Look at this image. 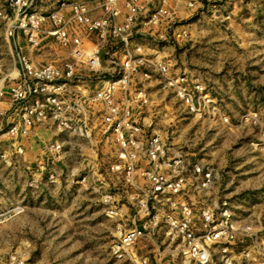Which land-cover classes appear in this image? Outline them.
Listing matches in <instances>:
<instances>
[{"label": "built area", "instance_id": "1", "mask_svg": "<svg viewBox=\"0 0 264 264\" xmlns=\"http://www.w3.org/2000/svg\"><path fill=\"white\" fill-rule=\"evenodd\" d=\"M201 2L55 0L44 12L43 0H8L9 13L2 16L9 36L21 32L37 51L54 44L66 59L36 65L16 51L18 75L0 88V103L8 105L0 108V136L12 139L22 154L19 140L38 127L52 130V139L39 140L40 169L68 162L70 151L89 147L96 135L114 146L108 171L133 191L135 206L110 249L120 264H264V226L243 218L228 199L211 202L213 169L190 162L143 123L151 103L147 82L171 93L187 115L200 117L209 103L204 86L173 73L167 57L168 48L190 39L192 19L179 17V5L196 13ZM115 214L111 207L109 215ZM146 237L167 247L169 257L158 255L154 262L137 256L133 249ZM0 264L26 263L0 256Z\"/></svg>", "mask_w": 264, "mask_h": 264}, {"label": "rangeland", "instance_id": "2", "mask_svg": "<svg viewBox=\"0 0 264 264\" xmlns=\"http://www.w3.org/2000/svg\"><path fill=\"white\" fill-rule=\"evenodd\" d=\"M256 45L262 52L249 57L247 64L251 61L259 65L258 69H228L227 79L232 84L228 83L226 89L216 80L218 72L198 69L199 64L191 67L204 82L199 83L209 97L200 117L187 115L171 95L164 99L168 104L161 112L166 114L164 118L155 106L152 113L146 109L142 117L151 114L146 126L158 131L170 145L177 143L187 160L212 168L214 186L241 207L243 218L260 227L264 226V39ZM90 142L84 150L69 152V161L59 168L61 174L54 167H38L40 172H47L48 185L28 188L23 176L19 178L16 202L10 199L7 186L0 183L5 190L0 210L1 257L16 256L26 264H120L112 258L110 249L118 239L119 227L135 213L130 200L133 191L120 175L108 171L114 146L99 135ZM17 156L3 158L17 160ZM32 156L35 161L43 159L37 151ZM3 171L4 181H11L12 170ZM111 207L116 210L113 216L109 215Z\"/></svg>", "mask_w": 264, "mask_h": 264}, {"label": "crops", "instance_id": "3", "mask_svg": "<svg viewBox=\"0 0 264 264\" xmlns=\"http://www.w3.org/2000/svg\"><path fill=\"white\" fill-rule=\"evenodd\" d=\"M7 1L0 0V88L5 87L7 80L15 79L18 75V66L15 59L17 50H21L36 65H42L53 58L59 62L66 59L65 51L58 50V47L54 44H48L49 46L47 45L37 51L30 47L21 32L9 36L8 23L2 17L8 12ZM54 2L55 0H43V3L40 4V10L44 12L52 10ZM95 5H97L96 12L100 13L99 4L96 3ZM178 11L182 20L192 19V22L189 26L190 39L184 48L171 47L167 49L173 73L186 74L195 81L203 82L191 70L194 64H199L198 69L207 72H218L216 80L221 88L226 89L229 86L228 83L232 84V80L228 81L227 79L228 69L238 72L246 71L250 67L258 69L259 65L251 61L250 64H247V60L249 62V57L256 56L260 50L262 52V48L256 44L264 39V27L262 28V25H264V0H202L196 13L186 11L182 5H179ZM145 86L150 91L151 96V103L147 112L149 113L155 106V109L158 108L159 110L158 114L161 118H164L163 115L166 114H161V112H165L168 105L164 100L165 97L171 95L176 101L178 100L171 93L159 90L157 83L154 81L145 83ZM7 107L6 103H0L1 109H7ZM150 113L152 112L150 111ZM150 118L151 114L144 119L145 125L150 123ZM53 135L52 130L38 127L29 138L18 141V145L23 147V154L18 156L16 155L17 145L13 144L12 139L0 136V157H2L0 159V183L7 186L6 191L10 190V199L13 202L19 200L16 193L19 189V178L22 176L25 184L29 186L28 188L39 184L48 185L47 172L38 170L41 162L35 161L32 155L34 151H37V155L41 153L38 152L39 140L49 141L53 138ZM70 138L73 139L72 136ZM34 143L36 144L34 145ZM173 145L176 149L181 150L177 143ZM27 154L29 155L27 156ZM6 155H14L19 159L6 160L3 158ZM30 155L31 159H29ZM141 164L144 165L145 163L142 162ZM62 166L64 164L54 163L53 169L57 174H61L59 168ZM7 168L12 170V178L11 181L5 182L3 170ZM25 169L28 170L26 171L27 174L22 175ZM4 194L5 190L0 187L1 211L4 207L1 204L5 200ZM208 196L211 202L228 198L221 191L219 192L215 186L209 191ZM122 208L124 207L122 206ZM126 224L128 223H124L123 226H126ZM112 230L114 237L115 228ZM133 250L137 256H149L154 262H158V255L160 258L163 256L169 257L167 247L160 246L156 238L146 237L138 241Z\"/></svg>", "mask_w": 264, "mask_h": 264}]
</instances>
